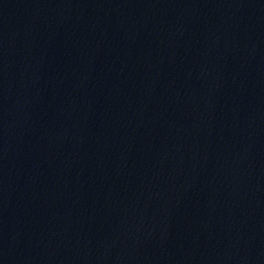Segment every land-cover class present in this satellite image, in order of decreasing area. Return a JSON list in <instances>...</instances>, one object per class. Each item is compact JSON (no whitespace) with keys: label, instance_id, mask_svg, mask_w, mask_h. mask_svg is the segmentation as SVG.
I'll return each mask as SVG.
<instances>
[{"label":"water","instance_id":"water-1","mask_svg":"<svg viewBox=\"0 0 264 264\" xmlns=\"http://www.w3.org/2000/svg\"><path fill=\"white\" fill-rule=\"evenodd\" d=\"M0 264H264V0H0Z\"/></svg>","mask_w":264,"mask_h":264}]
</instances>
